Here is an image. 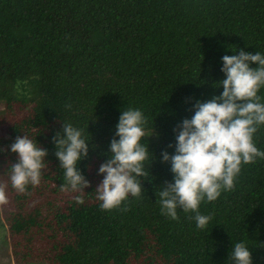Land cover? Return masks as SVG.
Returning a JSON list of instances; mask_svg holds the SVG:
<instances>
[{
	"label": "trees",
	"instance_id": "trees-1",
	"mask_svg": "<svg viewBox=\"0 0 264 264\" xmlns=\"http://www.w3.org/2000/svg\"><path fill=\"white\" fill-rule=\"evenodd\" d=\"M264 53V0H0V230L15 264H230L243 240L264 264V160L244 164L229 191L199 211L161 215L158 188L171 182L161 150L191 105L219 95L222 55ZM255 67L254 64L250 65ZM264 99V87L258 93ZM140 108L154 157L142 195L102 209L94 189L120 111ZM71 122L90 139L78 163L84 192L63 191L52 138ZM47 149V169L24 193L12 189L7 151L18 135ZM264 150V125L254 136ZM43 171V170H42ZM156 194V195H155ZM81 197L80 203L74 199Z\"/></svg>",
	"mask_w": 264,
	"mask_h": 264
},
{
	"label": "clouds",
	"instance_id": "clouds-1",
	"mask_svg": "<svg viewBox=\"0 0 264 264\" xmlns=\"http://www.w3.org/2000/svg\"><path fill=\"white\" fill-rule=\"evenodd\" d=\"M233 51L236 54L220 57L223 79L217 82L222 91L192 103V115L173 128L175 143L168 145L173 152L162 149L160 153L161 162L169 164L172 174L171 182L166 181L157 190L160 213L176 220L178 209L191 212L198 229H205L211 219L199 211L201 202L215 201L222 191L231 190L242 165L264 160V150L254 141L264 125V99L258 94L264 87V53ZM146 126L140 108L120 111L107 159L97 168L102 179L94 192L102 209L119 208L129 196L142 195L141 180L148 177L146 165L154 158L142 142L143 137L153 134L152 125L150 132ZM89 140L71 122L63 121L60 131L54 134V156L63 176L61 190L84 192L88 186L77 165L88 153ZM7 151L16 154L15 162L8 166L10 187L24 193L28 186L38 185L47 169V149L38 145L35 136L23 134L14 138ZM74 199L82 202L79 195ZM7 202L5 187L0 185V205ZM228 261L251 264L249 246L243 240L232 243Z\"/></svg>",
	"mask_w": 264,
	"mask_h": 264
},
{
	"label": "rangeland",
	"instance_id": "rangeland-1",
	"mask_svg": "<svg viewBox=\"0 0 264 264\" xmlns=\"http://www.w3.org/2000/svg\"><path fill=\"white\" fill-rule=\"evenodd\" d=\"M2 110V107L0 105V112ZM1 207V205H0ZM0 217V221H1ZM4 233L0 230V264H15L12 260L11 251L9 249V245L7 239L4 238Z\"/></svg>",
	"mask_w": 264,
	"mask_h": 264
}]
</instances>
